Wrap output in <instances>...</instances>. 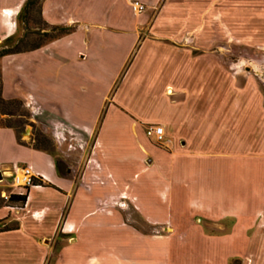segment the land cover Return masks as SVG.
Returning <instances> with one entry per match:
<instances>
[{"label":"crops","instance_id":"0c3cea01","mask_svg":"<svg viewBox=\"0 0 264 264\" xmlns=\"http://www.w3.org/2000/svg\"><path fill=\"white\" fill-rule=\"evenodd\" d=\"M25 1L0 0V43L15 35ZM132 1L145 11L133 15ZM38 15L71 31L1 57L2 95L18 81L35 103L71 119H84L83 98L97 99L93 118L107 101L96 140L108 177L128 181L129 204L170 233L154 237L123 223L116 194L76 186L57 175L49 155L0 128V226L14 227L0 231V264H264V230L247 234L264 215V158L249 151L264 141V110L248 82L221 73L212 58L235 38H264V0H40ZM110 117L135 152L123 165L107 141ZM145 124L162 128L168 152L150 147ZM139 149L161 157L154 170L140 171ZM24 165L42 185L28 188L21 207L8 205L9 176ZM195 215L203 223H193ZM222 219L231 220L229 230L215 233Z\"/></svg>","mask_w":264,"mask_h":264},{"label":"rangeland","instance_id":"374dc122","mask_svg":"<svg viewBox=\"0 0 264 264\" xmlns=\"http://www.w3.org/2000/svg\"><path fill=\"white\" fill-rule=\"evenodd\" d=\"M34 1L36 2L35 6H29L25 13L22 12L17 16L16 33L7 43L6 47H17L21 50H28L34 45L46 44L51 40L50 38L58 34V32H52L50 27L40 20L38 15L40 0ZM249 34L251 33H248V35ZM214 52L215 54H213V56L211 54L212 58L224 68L220 72L229 74L232 79L240 83L247 81L249 90L256 92L260 96L262 109L264 110V38L252 36L247 38H235L231 42L219 46ZM13 73V71L8 72L11 76L10 80H12ZM111 73V69L103 72V77L99 78L98 85L100 89L103 87L102 84L109 81ZM89 86L92 85L89 84ZM9 88L11 89L10 93L3 96L2 68L0 63L1 97L4 100L16 99L21 103V105L13 104L12 106L6 107L0 106L1 111L3 110V112L8 113V115H0V123L12 127L11 130L14 132L16 140L20 145L49 155L53 160L57 175L70 177L75 182L76 186L83 185L84 187L105 189L110 193L116 194L114 197L115 199H113L111 203H114L115 209L120 213L123 223L132 225L139 232L154 237H160L170 233L167 229V225L147 223L148 221L146 218L138 211H135L132 205H130L131 203L129 204L131 198L128 196V193H130L131 184L128 181L116 182L108 177L110 172L107 171L108 169L103 163V149L101 144L99 145L96 140L97 130L100 126L103 117V109L107 101H104L97 116L93 118L98 102L95 97L87 96L83 98L84 103L82 104L84 119H71L62 117V115L54 109L53 111H48L44 109L42 105L35 103L30 95L24 94L26 88L23 89V86H20L18 81ZM45 89L46 90L42 91L45 92V97H49L47 92L48 88L46 87ZM73 115L77 117L76 113H73ZM108 120L109 119H107V122L112 123L110 126H113L114 130L110 129L112 130L111 138H107V141L114 143L116 162L123 165L128 162L127 156H130L129 154L134 155L135 152L125 148L126 146L129 148V140L127 134L123 131L121 123L112 117H110L109 121ZM146 125L147 124L140 126L142 131ZM118 129H121L120 133ZM113 134L115 135L116 142H114L112 138L114 137ZM146 142L151 148L161 152H168L163 144H155L151 139H148V141L146 140ZM250 147V157L264 158V141L262 143V140H259L257 144L253 146L250 145ZM136 155H138L137 161L140 165L141 172L154 170L157 166L158 159L161 158L159 155L155 156L154 154L152 155L140 149L136 152ZM119 157L120 161H118ZM21 167L29 166L24 165L19 168ZM134 171L135 168H128L129 174L132 175ZM139 172H135L133 178L136 177ZM138 175L140 180L143 175ZM1 181L2 178H0V182ZM8 182L9 183L6 185L5 197L18 191L11 186L10 177ZM37 185H42L40 180L37 181ZM164 187H166V185ZM164 187L161 191H165ZM27 191L28 188L22 192V195L26 197ZM161 193L162 192H159L158 194V204H163L165 202L163 199L164 195H161ZM7 204L10 205L9 203ZM118 206L120 208H118ZM156 217L158 216L154 214L153 219ZM200 218L202 217L195 215L192 222L199 223ZM200 222L203 223L201 219ZM230 223V219L218 221L221 227H219L220 229L215 233H226L229 230ZM252 224L251 229L247 231L250 238L252 234H254L253 227L264 230V215L261 213L256 214ZM60 244L61 242L58 240L52 254L55 253ZM229 264H239V262L238 260H231Z\"/></svg>","mask_w":264,"mask_h":264},{"label":"built area","instance_id":"2783aa9c","mask_svg":"<svg viewBox=\"0 0 264 264\" xmlns=\"http://www.w3.org/2000/svg\"><path fill=\"white\" fill-rule=\"evenodd\" d=\"M130 10L133 15H140L145 11V6L138 1L130 2ZM143 134L147 139H151L155 144H163L169 142L164 139L163 130L160 126L148 124L143 128ZM10 184L18 190L13 195H22L26 188L34 187L35 181L39 180L36 174L32 172L30 167H21L16 169L10 176ZM7 197H5V200Z\"/></svg>","mask_w":264,"mask_h":264},{"label":"trees","instance_id":"16d2710c","mask_svg":"<svg viewBox=\"0 0 264 264\" xmlns=\"http://www.w3.org/2000/svg\"><path fill=\"white\" fill-rule=\"evenodd\" d=\"M36 2L34 0H26L25 3L23 4L22 8L20 9L19 11V14L24 12L27 10V8L30 6H35ZM18 14V16H19ZM50 30L52 32H58V34L54 35L52 38H50L51 40L53 39H56L58 37H60L61 35H65V34H68L69 31H70V28L69 27H61V26H52L50 27ZM11 40V38H8L6 40H4L2 43H0V58L3 57V56H6V55H13V54H17V53H20V52H24V51H27V50H21L17 47H6L7 46V43ZM49 40V41H51ZM48 41V42H49ZM40 45H34L32 48L28 49V50H31V49H35L37 47H39ZM13 104H17V105H21L20 101L19 100H16V99H11V100H4L2 97H1V94H0V106L2 107H6V106H12ZM0 115H8L7 112H3V110L1 111L0 110ZM0 128H9V129H12V127L10 125H7V124H1L0 123ZM37 181H35V184H37ZM25 195H13V194H10L8 197H7V200L6 202L9 203L10 205H13V206H16V207H21L24 202H25ZM10 229H14L13 226H8V225H3V226H0V231H5V230H10Z\"/></svg>","mask_w":264,"mask_h":264}]
</instances>
